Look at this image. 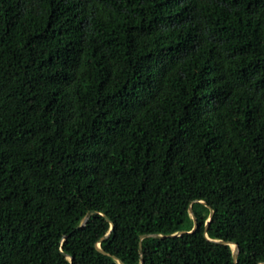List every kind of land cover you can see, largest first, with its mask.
Returning a JSON list of instances; mask_svg holds the SVG:
<instances>
[{
    "label": "trees",
    "instance_id": "16d2710c",
    "mask_svg": "<svg viewBox=\"0 0 264 264\" xmlns=\"http://www.w3.org/2000/svg\"><path fill=\"white\" fill-rule=\"evenodd\" d=\"M118 261L264 263V0H0V264Z\"/></svg>",
    "mask_w": 264,
    "mask_h": 264
},
{
    "label": "water",
    "instance_id": "95a60500",
    "mask_svg": "<svg viewBox=\"0 0 264 264\" xmlns=\"http://www.w3.org/2000/svg\"><path fill=\"white\" fill-rule=\"evenodd\" d=\"M94 213H95L94 211H90V212L85 216V218H84V220H83V222H82V226H84V225L86 224V222L88 221V219L90 218V216H91L92 214H94ZM189 214H190L191 218H192L193 221H194V227H193V230H192V231H195V230L197 229V223H196V218H195L194 214L192 213V210H191V209H189ZM212 216H213V210H211V212H210V216H209V219H208V221H207V224L210 222ZM112 229H113V223H111V231H112ZM206 229H207V226H206ZM184 233H185V232H179V233H176V234H174V235H168V236H163V235H143V236L140 237V240H143V239H145V238H147V237H154V238L176 237V236H181V235H183ZM108 236H109V233L106 234V235L102 238V240H104V239L107 238ZM220 243L225 244V245H229L231 248L234 249V253H233V261L236 262V258H237V255H238V249H237L236 244H234V243H229V242H220ZM97 248H98L99 251H101L99 245H97ZM101 252H102V251H101ZM139 252H140V254H142L141 243H139ZM69 260L72 261V258L69 257ZM118 262H119V264H123L121 261H118ZM263 264H264V263H263Z\"/></svg>",
    "mask_w": 264,
    "mask_h": 264
}]
</instances>
